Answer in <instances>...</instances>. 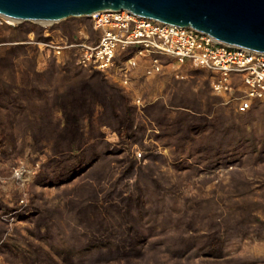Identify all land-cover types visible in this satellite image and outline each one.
<instances>
[{
	"label": "trees",
	"instance_id": "1",
	"mask_svg": "<svg viewBox=\"0 0 264 264\" xmlns=\"http://www.w3.org/2000/svg\"><path fill=\"white\" fill-rule=\"evenodd\" d=\"M64 23L66 32L83 28L89 42L96 43L98 34L89 18ZM16 31L15 38L0 41L11 44L0 47V145L6 156L15 158L29 139L33 153H47L36 183L60 185L80 177L64 194L62 209L32 205L30 212L33 233L64 264H164L161 253L175 260L203 256L208 259L201 264H220L215 259L226 257L246 237L264 239V181L262 195H256L252 182L233 171L224 187L225 202L180 192L185 177L264 163V106L256 102L245 114L213 109L205 93L194 94L178 82L168 105L144 106L167 158L147 146L145 164L120 159L123 150L103 142L99 128H111L128 146H143L147 129L136 123L130 97L105 73L76 64V49L63 64L55 60L37 72L34 50L24 43L29 34L34 42L46 41L44 29L23 23ZM137 50L121 51L117 65ZM167 164L173 171L161 169ZM11 209L0 202V213ZM2 230L0 225V236ZM0 249L16 264H59L38 242L24 250L3 242Z\"/></svg>",
	"mask_w": 264,
	"mask_h": 264
},
{
	"label": "rangeland",
	"instance_id": "2",
	"mask_svg": "<svg viewBox=\"0 0 264 264\" xmlns=\"http://www.w3.org/2000/svg\"><path fill=\"white\" fill-rule=\"evenodd\" d=\"M65 21L66 20L45 25L31 22H14L4 17H0V41L15 38L17 34L16 27L20 24L30 23L37 25L44 29V38L47 40L34 42L33 35L29 34L28 42L24 43L25 46H29L34 50L35 70L37 72L46 71L50 67L52 61L55 60L58 65L63 64L71 49H76L77 51L75 55V63L78 64L77 62L80 55L79 48L71 47L63 49L61 53L57 55L54 53L53 49L49 47L50 45L63 47L82 43L84 40L83 35H87L89 38V34L83 28H79L73 33L66 32L65 26L67 23H64ZM97 34L98 41L99 33L97 32ZM89 40L90 39H88V42ZM9 45L11 44L3 43L0 44V47ZM18 61L20 65L24 64L22 57H20ZM18 67L20 68V66ZM194 70L195 69H189L187 67L180 69V72L183 73L186 78L184 80H178L175 79L172 70L164 71L162 74L152 78H147L144 75L143 68L139 67L135 70H131L127 84H123V76L118 71L113 70L105 73L106 77L112 83L121 88L130 97L131 103L135 107L136 123H143L146 126L147 131L143 140V146L138 144L128 146L122 142V138L115 131L107 126H102L99 128V132L102 136L101 139L103 142L113 149L123 150V153L119 156L120 159L121 157H127L145 164L147 161L143 158L147 153V146H151V152L167 158V149L160 146V143L153 137L158 130L156 125L145 114L144 106L147 103L151 104L156 102L168 105L169 99L176 93L175 85L178 82H185L190 91L194 94H199L201 92L205 93L207 99L209 98V100H212L213 109L227 107L235 113L245 114L240 113L237 109L238 102L234 100V98H237L238 94H233L230 97L233 101L225 104L223 98L212 94L209 74L203 73L200 75H193L191 72ZM48 90H50V88ZM137 99L140 101V105L135 103ZM258 103L264 106V100ZM203 108L204 112H206L205 110L207 108ZM26 142L23 154L15 158L13 156H6L3 153L4 149H2V146L0 145V202L12 208L9 211L0 213V225L3 227L0 236V246L3 242H10L17 248L24 250L29 243L38 242L42 248L52 254L59 264H64L60 256L51 251L48 243L40 242L43 240L38 239L33 233L34 218L33 216H30V212L32 205H37L39 208L48 211L62 209L64 205V194L77 185L81 179L78 177L69 183L60 185H43L36 183V176L38 175L42 164L47 161L48 155L46 152L33 153L28 145L30 140L27 139ZM138 153L141 154L140 158L137 157ZM161 169L173 171L169 164L162 165ZM233 171L240 172L250 180L255 189V194L262 195L260 187L263 185L262 182L264 181V163L258 165H246L243 167H219L209 171H203L196 175H192L191 177H185V181L180 187V192L188 196L205 198L212 197L219 202H225L224 187L230 181ZM159 258L164 261V264H201L203 260L208 259L199 256L193 259L175 260L168 259L167 256L162 253ZM233 258H240L242 261L239 264H264V239L256 236L246 237L238 246H236L235 249L231 250L226 257L215 260H218L220 264H237L236 262H225L226 260ZM148 262L150 264H155L153 260H149ZM0 264L16 263H13V260H11V257L7 252H3L0 249ZM18 264L22 263L20 262ZM137 264L145 263L138 262Z\"/></svg>",
	"mask_w": 264,
	"mask_h": 264
},
{
	"label": "built area",
	"instance_id": "3",
	"mask_svg": "<svg viewBox=\"0 0 264 264\" xmlns=\"http://www.w3.org/2000/svg\"><path fill=\"white\" fill-rule=\"evenodd\" d=\"M89 19L92 29L99 33L96 43L91 44L88 36L83 35L82 43L49 47L57 55L63 49L77 47L79 66L103 73L116 70L123 76V84H127L131 70L139 67L147 78L172 70L178 80L186 78L180 72L182 68L202 70L210 76L212 94L223 98L225 104L233 101L230 98L233 94H238L234 100L240 113L264 100L263 53L231 48L206 34L143 19L128 11L94 13ZM129 47L138 50L117 65L116 57ZM159 57L170 61L162 64ZM135 103L140 105L138 99Z\"/></svg>",
	"mask_w": 264,
	"mask_h": 264
},
{
	"label": "water",
	"instance_id": "4",
	"mask_svg": "<svg viewBox=\"0 0 264 264\" xmlns=\"http://www.w3.org/2000/svg\"><path fill=\"white\" fill-rule=\"evenodd\" d=\"M105 11H128L264 54V0H0V17L18 22L90 18Z\"/></svg>",
	"mask_w": 264,
	"mask_h": 264
},
{
	"label": "bare ground",
	"instance_id": "5",
	"mask_svg": "<svg viewBox=\"0 0 264 264\" xmlns=\"http://www.w3.org/2000/svg\"><path fill=\"white\" fill-rule=\"evenodd\" d=\"M10 21H13V20H10ZM14 22H16V21H14ZM51 23H53V22H41V24H45V25H48V24H51Z\"/></svg>",
	"mask_w": 264,
	"mask_h": 264
}]
</instances>
